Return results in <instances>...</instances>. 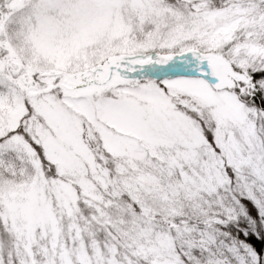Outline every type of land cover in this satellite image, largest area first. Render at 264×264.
I'll list each match as a JSON object with an SVG mask.
<instances>
[{"label":"snow or ice","instance_id":"obj_1","mask_svg":"<svg viewBox=\"0 0 264 264\" xmlns=\"http://www.w3.org/2000/svg\"><path fill=\"white\" fill-rule=\"evenodd\" d=\"M0 264H264V0H0Z\"/></svg>","mask_w":264,"mask_h":264}]
</instances>
